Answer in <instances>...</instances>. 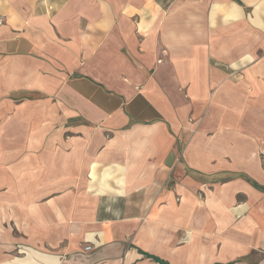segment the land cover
<instances>
[{"label":"crops","instance_id":"1","mask_svg":"<svg viewBox=\"0 0 264 264\" xmlns=\"http://www.w3.org/2000/svg\"><path fill=\"white\" fill-rule=\"evenodd\" d=\"M0 18V264H264V0Z\"/></svg>","mask_w":264,"mask_h":264},{"label":"water","instance_id":"2","mask_svg":"<svg viewBox=\"0 0 264 264\" xmlns=\"http://www.w3.org/2000/svg\"><path fill=\"white\" fill-rule=\"evenodd\" d=\"M174 159V156L172 154L169 155L168 162H166L167 165H170Z\"/></svg>","mask_w":264,"mask_h":264},{"label":"built area","instance_id":"3","mask_svg":"<svg viewBox=\"0 0 264 264\" xmlns=\"http://www.w3.org/2000/svg\"><path fill=\"white\" fill-rule=\"evenodd\" d=\"M1 22H2V20H1V18H0V24H1ZM91 247L90 246H87L86 248H85V250H89Z\"/></svg>","mask_w":264,"mask_h":264}]
</instances>
